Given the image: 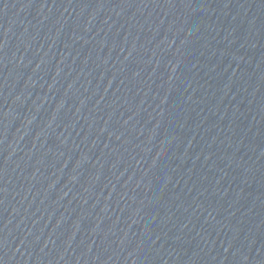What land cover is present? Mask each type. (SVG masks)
<instances>
[{
    "label": "water",
    "instance_id": "1",
    "mask_svg": "<svg viewBox=\"0 0 264 264\" xmlns=\"http://www.w3.org/2000/svg\"><path fill=\"white\" fill-rule=\"evenodd\" d=\"M0 94L190 264H264V0H0Z\"/></svg>",
    "mask_w": 264,
    "mask_h": 264
}]
</instances>
